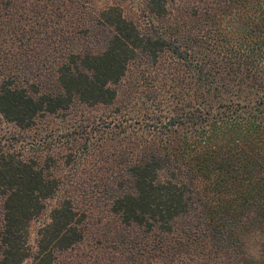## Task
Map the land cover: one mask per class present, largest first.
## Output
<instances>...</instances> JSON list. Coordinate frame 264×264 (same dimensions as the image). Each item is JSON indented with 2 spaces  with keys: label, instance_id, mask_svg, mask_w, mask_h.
I'll return each mask as SVG.
<instances>
[{
  "label": "trees",
  "instance_id": "1",
  "mask_svg": "<svg viewBox=\"0 0 264 264\" xmlns=\"http://www.w3.org/2000/svg\"><path fill=\"white\" fill-rule=\"evenodd\" d=\"M133 84L171 103L100 150L106 176L0 152V264H264L247 246L264 236V0H0V123L126 115ZM88 195L116 221L95 239Z\"/></svg>",
  "mask_w": 264,
  "mask_h": 264
},
{
  "label": "rangeland",
  "instance_id": "2",
  "mask_svg": "<svg viewBox=\"0 0 264 264\" xmlns=\"http://www.w3.org/2000/svg\"><path fill=\"white\" fill-rule=\"evenodd\" d=\"M134 77L124 80V89L130 87ZM132 81V82H131ZM140 81V80H139ZM133 84L139 101L133 99L124 112L117 114L115 108L86 109L78 107L67 116L56 115L40 119L36 126L28 131H21L12 125L0 123V152H13L22 155L23 158H43L47 154L53 155L61 164L58 174L64 180L86 184L104 177L100 150L104 152L111 146H117L123 136H133L139 128H146L151 124L153 116H163L168 111L171 101L166 97H159L155 105L145 103L142 90ZM120 107V106H119ZM147 109L151 111H147ZM147 113V117H146ZM126 131L125 135H122ZM121 136H117V134ZM80 196L82 191L78 189ZM90 195L80 206L88 212L87 226L90 227V236L94 238L98 226H116L115 218L108 216L102 208L95 209V204L90 202ZM57 198L48 202L46 214L56 204ZM97 205V204H96ZM42 218L35 222L31 228V241L35 239V232L45 221ZM109 221V223H107ZM253 234L248 241V253L257 257L259 248L263 245L264 236ZM95 239V238H94ZM93 242L88 239L86 245L79 254L86 253ZM83 250V251H82Z\"/></svg>",
  "mask_w": 264,
  "mask_h": 264
}]
</instances>
